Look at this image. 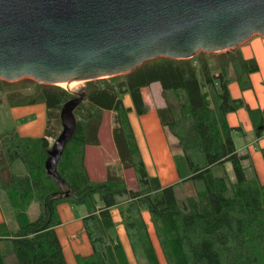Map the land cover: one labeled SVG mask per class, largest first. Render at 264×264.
Returning a JSON list of instances; mask_svg holds the SVG:
<instances>
[{
	"label": "trees",
	"instance_id": "trees-1",
	"mask_svg": "<svg viewBox=\"0 0 264 264\" xmlns=\"http://www.w3.org/2000/svg\"><path fill=\"white\" fill-rule=\"evenodd\" d=\"M258 71L257 63L245 60L238 47L187 60L159 58L127 75L86 82L80 93L53 86L37 96H25L17 105L43 102L59 114L69 100L86 94L74 112L75 133L57 165L64 189L46 172L52 147L47 138H23L16 131L0 134L7 161H20L25 168L23 174L0 181L18 225L16 231H9L0 224V264H67L56 232L62 204L87 209L82 222L92 253L77 257V264H160L144 212L167 264H264V185L250 154L236 148L233 132L240 129H231L226 120L228 114L247 109L255 137L264 136L262 111L231 98L228 89L236 82L241 91L250 90V76ZM154 83L161 86L164 110L170 117L164 127L175 136L176 157L185 160L189 172L184 182L195 188V194L182 201L174 185L162 187L146 172L128 116L131 109L121 99L128 94L133 110L142 116L146 113L142 89ZM105 112L117 115L138 191H129L119 180L97 183L89 177L87 123L99 122ZM261 154L264 161V149ZM33 202L40 214L30 221ZM114 208L130 254L118 237Z\"/></svg>",
	"mask_w": 264,
	"mask_h": 264
},
{
	"label": "water",
	"instance_id": "water-1",
	"mask_svg": "<svg viewBox=\"0 0 264 264\" xmlns=\"http://www.w3.org/2000/svg\"><path fill=\"white\" fill-rule=\"evenodd\" d=\"M254 36L264 38V0H0V80L86 83L159 58L223 53ZM85 98L63 105L45 163L62 189L57 165Z\"/></svg>",
	"mask_w": 264,
	"mask_h": 264
},
{
	"label": "rangeland",
	"instance_id": "rangeland-1",
	"mask_svg": "<svg viewBox=\"0 0 264 264\" xmlns=\"http://www.w3.org/2000/svg\"><path fill=\"white\" fill-rule=\"evenodd\" d=\"M239 50L244 58L241 48ZM258 58L264 67V47L258 49ZM246 59H252L257 63V59L253 55ZM84 85L85 83H78L70 86L65 85L66 87H62V85L58 87L65 89L69 93H80ZM52 87L51 85L38 84L28 78L11 83L0 80V134L19 129V124H22V115L14 111L17 107L22 106L17 104H20V101L24 100L25 96H37L43 90H52ZM141 93L146 109V113L142 116L137 115L133 110L132 101L128 94L121 95V99L124 106L131 109L128 116L146 172L150 177L157 178L162 187L179 182L174 186L177 199L182 201L193 196L195 188L191 182H184L189 177L185 160L182 157H176L178 153L175 149L176 138L166 126L164 127V125L170 122L169 114L163 111L159 113L155 110L154 99H151L149 94L151 93V89L147 87L146 89L143 88ZM30 107H26L28 108V113L32 111ZM59 114H55L56 125L48 133L51 146L62 131ZM42 128L41 126V130ZM86 136L87 167L90 174L88 170L87 172L90 179L97 183L106 180H119L125 183L129 191H138L140 187L120 133L117 115L113 112H105L99 122H88ZM249 136L255 137L254 130ZM246 141V137H241L237 141V146H245ZM253 148L257 149V145L253 146ZM245 152H248L247 149H245ZM118 158H120V163L115 161ZM24 172L25 168L20 161L12 164L7 161L0 145V181L7 182L12 174H23ZM228 172L230 180L234 181L231 167H229ZM73 209V213H79V211L87 213V209L83 205L75 206ZM39 214V205L33 202L28 211L29 220L35 221L39 217ZM114 215L116 225L120 226L116 213ZM0 216L6 221V223L2 224H5L9 231H16L18 229L14 212L2 190H0ZM147 217L145 221L149 227L151 240L159 262L160 264H167L156 240L150 218L149 216ZM66 256L67 264H77V259L74 260L68 254Z\"/></svg>",
	"mask_w": 264,
	"mask_h": 264
},
{
	"label": "crops",
	"instance_id": "crops-1",
	"mask_svg": "<svg viewBox=\"0 0 264 264\" xmlns=\"http://www.w3.org/2000/svg\"><path fill=\"white\" fill-rule=\"evenodd\" d=\"M254 36L249 39L247 42L242 44L241 48L244 58L255 56L257 59V65L259 71L250 76L251 89L246 91H241L239 85L235 82L231 83L228 87L229 94L231 98L236 100H242L245 105L251 110H260L263 113L264 120V67L258 58V49L264 47V39L261 37ZM247 60V59H246ZM252 60V59H250ZM151 89L150 97L154 99L155 110L157 112H165V101L162 97V89L158 83H154L151 86L147 87ZM146 89V88H145ZM143 96V95H142ZM27 106H31V113H28ZM14 112H19L22 115V124H19L20 127L17 133L23 138H47L50 139L48 133L52 127L56 125V111H49L43 102H38L34 105H22L17 107ZM26 113V114H25ZM20 115V116H21ZM227 124L231 129H240L233 132V139L236 145V148L239 151H245L247 149L248 153L251 156L252 162H254V168L259 176L260 182L264 185V161L262 154L260 153L261 149H264V136L260 139L251 137L249 135L253 132V125L249 117L247 109H240L234 113H230L226 117ZM61 123V122H60ZM41 126L43 127L41 130ZM132 127V126H131ZM134 132V131H133ZM135 135V134H134ZM241 137H246L245 146H237V141ZM136 138V137H135ZM137 142V141H136ZM138 145V143H137ZM257 145V149H254L253 146ZM88 154L86 151V167L88 164ZM117 163H120V158L115 160ZM87 170L90 174L89 168ZM155 178V177H154ZM176 182L173 185L178 184ZM170 185V186H173ZM168 187V186H166ZM74 207L69 204H62L58 207V214L61 221V225L56 228V232L60 239L61 245L63 247L64 255L67 261V254L74 260L77 257H87L92 253V247L88 236L83 227V219L87 216V213L79 211V213H73ZM116 213L120 226L116 225L115 215ZM112 218L116 226L117 234L120 241L125 246V249L130 254L128 239L121 223V219L117 209L111 210ZM149 216L146 212L143 213V218L146 220ZM0 216V224L6 223ZM18 226V225H17ZM67 253V254H66ZM68 262V261H67Z\"/></svg>",
	"mask_w": 264,
	"mask_h": 264
},
{
	"label": "bare ground",
	"instance_id": "bare-ground-1",
	"mask_svg": "<svg viewBox=\"0 0 264 264\" xmlns=\"http://www.w3.org/2000/svg\"><path fill=\"white\" fill-rule=\"evenodd\" d=\"M73 84H78V83H76V82L75 83H71V84H69V86L73 85ZM61 85H62V87H66L65 85H68V84H65V85L64 84H60L59 86H61Z\"/></svg>",
	"mask_w": 264,
	"mask_h": 264
}]
</instances>
